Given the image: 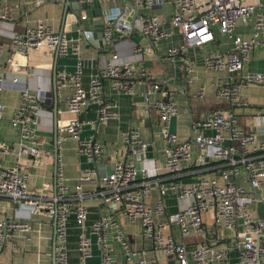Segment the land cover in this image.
<instances>
[{"label": "built area", "instance_id": "1", "mask_svg": "<svg viewBox=\"0 0 264 264\" xmlns=\"http://www.w3.org/2000/svg\"><path fill=\"white\" fill-rule=\"evenodd\" d=\"M135 7H153L164 0H132ZM259 0H174V11L170 17L171 26L177 28L182 35V43L166 49L167 58L173 60L184 56L190 47H201L214 40V28L228 42L224 50L210 51L203 56L204 65L212 70L226 71V77L217 78L213 84L218 99L226 100L231 106H247L246 99L239 96V88L246 83L264 84L263 73H247L238 80L230 75L242 72L244 64L249 60L255 48H264V11L258 9ZM0 8H4L0 0ZM251 23L249 37L235 33L237 24ZM121 21L110 20L103 32V46L109 48L115 41L125 38L131 28ZM137 29L147 36L152 46L168 36L161 28L156 14L145 15L136 22ZM45 47L48 52L57 54H78V39L66 31L54 29L43 20L23 31H15L10 35L9 47L16 53L25 55L31 50ZM1 49V48H0ZM134 51H141L135 48ZM185 70L190 73L192 67L184 58ZM82 60L78 59L72 72H62L57 76L56 89L69 85L67 95V111L74 117L67 120L62 127L64 138L78 141V150L89 160L96 161L102 146L94 137L80 139L82 123L75 117L91 104L96 106L98 122L117 117V104L102 96L103 80H107L111 88L117 92L131 96L134 94L136 81L144 84L147 92L160 91L161 97L153 106L159 119L158 137L166 146L164 171L176 175L182 167L194 164L196 150L201 162L213 161L216 175L199 172L196 180L186 184L177 179L159 184L160 194L171 192L178 200L187 203L177 212L165 213L163 199L160 198L153 208L147 199L150 196L152 183L145 170L138 177L137 169L132 162L118 160L112 170L99 181V189L89 192L83 190L81 183L95 178V170L87 169L80 173L79 183L75 186L65 184L62 174V163L55 156L56 171L52 193L44 198L32 197L27 189V174L20 166L22 156L35 157L37 153L35 126L41 112V92L36 90L31 95L26 90L21 93L20 103L13 111L10 123L19 131V152L16 163L6 166L1 161L3 153L11 152L12 146L0 144V198L14 202H28L29 211L45 210L53 222V264H68L67 257V219L73 213L79 226H82L87 210L83 204L85 198L95 197L104 205L114 204L119 212L131 220L139 219L141 233L152 240L155 249L175 260L174 264H187L189 256L198 264L225 258L227 249L238 250L237 264H264V219L256 218L249 209L254 199L251 190L259 188L264 179V141L258 140L255 131H246L235 122L231 110L214 108L205 118L192 121L191 130L212 129L214 133L207 136L199 132L189 141L180 142L176 133L170 129V120L177 114V106L166 88L167 79H158L144 66L138 70L129 62H120L118 55L111 51L104 66L97 75L89 80L85 87L82 83ZM16 80V79H14ZM196 97L201 100L204 91L201 88ZM0 103V117L2 116ZM256 125L264 120L261 108L253 116ZM226 132L227 136L223 133ZM122 140L132 150L135 146H145L140 142L135 128L122 132ZM225 141L228 144H225ZM59 142L57 138V143ZM195 147L196 149H193ZM204 159L206 161H204ZM244 174L249 189L231 180ZM212 213V221L216 228L231 230L233 235L221 251H210L207 242L199 244L191 251L187 250L184 239L192 228L203 232V214ZM162 217V218H161ZM20 215L12 219H0V252L8 239L15 234L28 233L30 224ZM179 228L180 238L165 234L169 225ZM114 229V238L125 250V262L137 261L143 264L138 252L130 248L129 239L117 219L109 214L100 215L92 224L91 232L95 234L102 248L101 263L111 264L112 256L107 244V231ZM77 249L80 253V264H85L91 256V242L84 232L78 236ZM18 264V263H7Z\"/></svg>", "mask_w": 264, "mask_h": 264}, {"label": "crops", "instance_id": "2", "mask_svg": "<svg viewBox=\"0 0 264 264\" xmlns=\"http://www.w3.org/2000/svg\"><path fill=\"white\" fill-rule=\"evenodd\" d=\"M259 1L258 9L264 11V0ZM65 2L67 0H1L4 8H0V103L3 106L0 117V144L12 146L13 149L1 155L4 165L11 166L16 163L20 148L19 131L11 125L10 118L20 103L22 91L26 90L33 95L39 89L42 97L41 112L35 126L36 156H22L20 160V166L27 174V189L32 197L44 199L53 191L56 171L55 147H57L58 158L62 163L65 184L73 187L79 183L82 171L95 170L93 180L81 183L82 189L89 192L99 189V181L109 174L115 161L132 162L137 169L138 177L141 175V170H145L150 179L155 180L147 199L149 207L153 208L162 198L166 214L179 211L187 200H178L175 194L167 191L161 196L160 183L177 179L189 184L196 180L199 172L211 176L217 174L213 169L214 162H201L196 150H194L195 161L192 166L182 167L173 177L164 171L166 146L157 135L159 119L153 106L154 102L161 97V93L160 91L147 92L144 84L138 80L134 85V94L131 96L113 90L110 83L103 80L102 96L117 104V117L103 123L98 122L94 104L75 116L82 123L80 139L94 137L102 146L101 154L95 162L79 152L77 140L63 137L62 127L74 116L67 111L69 85L54 91L57 76L62 72L74 71L80 59L83 63L82 83L87 87L90 78L97 75L104 66L109 51L116 53L120 62L133 64L136 70L144 66L156 78L167 79L166 88L177 106V114L170 120V129L176 133L180 142L189 141L199 132L211 136L214 133L212 129L193 131L191 124L194 120L208 116L214 108L231 110L239 127L246 131H255L258 140L264 141V120L260 125H256L253 118L260 108L264 114V84L246 83L239 88V96L247 100V106H231L228 101L218 99L215 95L213 82L228 74L223 70L207 68L203 63V56L210 51L227 48L228 42L217 28H214L213 41L201 47L188 48L184 56L173 60L167 58L166 49L182 43L180 31L170 24V17L174 11V0H164L162 4L153 7H135L132 0H99L102 12L114 18V21L121 20L131 28L125 38L115 41L114 45L109 48L99 46L94 39L88 40L79 30L71 28L65 31L78 39L77 55L50 53L43 46L25 55L10 49L11 33L23 31L26 27L33 26L38 20H43L54 29L60 30ZM70 12L68 8L67 13ZM94 12L97 13L98 8H94ZM150 14H156L159 17L161 28L168 32V36L155 46H152L147 36L136 27L139 18ZM82 15L83 12H81ZM97 19L99 17L95 16L93 20ZM90 28L94 32L93 25ZM250 28L251 23L246 25L239 23L234 31L246 38L250 35ZM135 48L141 51H134ZM184 58L188 59L192 67L190 73H187L184 68ZM247 73L264 74V48H255L249 60L244 64L242 72L232 73L230 77L232 80H238L241 75ZM201 88L204 91V97L199 100L196 93ZM129 128L137 129L140 142L145 145L141 147V150H132L123 142L121 134ZM223 134L227 136L226 132ZM57 138L59 142L56 146ZM225 144L228 142L225 141ZM193 149L196 148L193 147ZM231 180L250 188L244 174L231 177ZM251 193L254 199L250 202L249 209L254 217L264 219V179L259 188L251 190ZM83 204L87 210V216L82 226L77 224L73 213L67 219L68 264H80L77 242L82 232L91 242V256L86 259L85 264H102V248L90 227L100 215L106 213L118 220L129 239L130 248L138 252L143 264L175 263L172 257L155 249L150 238L142 235L139 219L131 220L123 216L116 205L106 206L100 199L93 196L85 198ZM27 205L28 202L17 203L0 198V219H12L20 215L29 222L31 227L28 233L19 232L13 239L4 242L0 252V264H53V222L45 210L29 211ZM202 217V229L206 232L192 228L190 234L184 239L187 250L191 251L203 242L209 244L211 252L225 249L233 232L216 228L211 212L204 213ZM165 234L180 238L179 228L175 224L169 225ZM107 244L111 249V264H123L125 250L114 238L113 228L107 231ZM237 262L238 250L232 247L227 249L225 258L210 261L207 264H237ZM132 264L139 263L134 260ZM187 264L198 263L189 256Z\"/></svg>", "mask_w": 264, "mask_h": 264}, {"label": "water", "instance_id": "3", "mask_svg": "<svg viewBox=\"0 0 264 264\" xmlns=\"http://www.w3.org/2000/svg\"><path fill=\"white\" fill-rule=\"evenodd\" d=\"M64 6L65 10L60 26V31H68L71 28L73 30L77 29L84 35L86 39H94L95 41H97L99 46H103L104 28L107 22H109L110 20H114V18H112L111 16H107L106 12H102L99 0H67ZM68 8L71 11L70 13H67ZM94 8H98L97 13L94 12ZM81 12H83L82 16ZM95 16H98L99 19L93 20ZM66 24H69V26H66ZM91 25H93L94 32L90 28ZM54 88L55 91L56 85ZM134 150H141V147L135 146ZM54 152L55 156H57V147H55ZM111 168H113V166H111Z\"/></svg>", "mask_w": 264, "mask_h": 264}]
</instances>
